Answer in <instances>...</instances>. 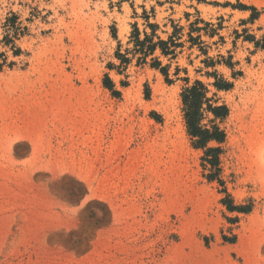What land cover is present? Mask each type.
<instances>
[{
    "label": "rangeland",
    "instance_id": "rangeland-1",
    "mask_svg": "<svg viewBox=\"0 0 264 264\" xmlns=\"http://www.w3.org/2000/svg\"><path fill=\"white\" fill-rule=\"evenodd\" d=\"M187 15L223 19L207 56L162 58L172 84L137 57L121 68L135 26L167 39ZM243 31L264 37V0H0V264H264V51ZM185 78L229 111L215 169Z\"/></svg>",
    "mask_w": 264,
    "mask_h": 264
},
{
    "label": "trees",
    "instance_id": "trees-1",
    "mask_svg": "<svg viewBox=\"0 0 264 264\" xmlns=\"http://www.w3.org/2000/svg\"><path fill=\"white\" fill-rule=\"evenodd\" d=\"M242 10H247V7H241ZM253 14L250 21L253 23L258 18V11L255 8L250 9ZM189 22L190 16L187 15ZM149 22V18H146ZM223 19L219 20V23L214 24L207 22L201 18H197L193 22H189L188 27L181 26L172 22V32L167 39H162L157 36L158 26L148 23L147 27L150 33H141L137 26L134 27V31L130 38V44L132 49H128L125 54L117 53V58L121 61V68L128 67L132 60L137 57V64L147 65L151 69L159 71L164 77L167 83L172 84L174 81L170 79L171 65L164 66L162 58H166L169 61H176L178 56L183 52L186 45H189L188 49L193 50L198 48L200 52L207 56V48L203 46V36L209 38H215L219 36V31L222 30ZM236 39H241L245 42L254 44L256 50L260 49L264 51V37L257 40L255 36L249 35L247 31H243V34L235 32ZM143 35V37H142ZM223 41V38H221ZM149 58L151 59L149 62ZM1 59V57H0ZM206 68H215L219 65H224L230 69L234 67L232 58L228 60L220 58L219 61L207 59L203 62ZM0 64V69L2 68ZM201 71V70H200ZM181 69L176 68L174 76L179 77ZM187 74V70L184 71ZM207 77L214 78L213 87L217 91H229L232 89L233 84L226 81L216 71L213 73H206ZM186 87L181 94L183 103L184 119L187 126L188 134L193 141V145L197 149H204L205 162L210 164L212 169H215L219 165V156L221 154L220 148H208V145L212 142L222 144L225 142L226 135L220 127L215 124L217 120H223L228 116V108L226 106H216L213 103V99L208 98V87L201 81L196 80L193 85L189 86L190 81L188 78L182 79ZM105 86L113 91L114 85L112 81L107 78ZM114 95H119L117 92H113ZM207 115H212L213 119L209 124H204ZM210 180L215 179V173L208 177ZM228 204L230 211H242L244 209H237L232 207V204Z\"/></svg>",
    "mask_w": 264,
    "mask_h": 264
}]
</instances>
